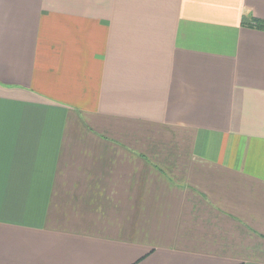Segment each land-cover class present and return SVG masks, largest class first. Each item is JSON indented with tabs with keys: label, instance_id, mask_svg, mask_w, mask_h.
I'll list each match as a JSON object with an SVG mask.
<instances>
[{
	"label": "crops",
	"instance_id": "0c3cea01",
	"mask_svg": "<svg viewBox=\"0 0 264 264\" xmlns=\"http://www.w3.org/2000/svg\"><path fill=\"white\" fill-rule=\"evenodd\" d=\"M0 264H264V0H0Z\"/></svg>",
	"mask_w": 264,
	"mask_h": 264
}]
</instances>
